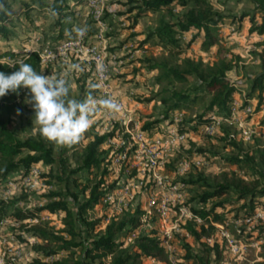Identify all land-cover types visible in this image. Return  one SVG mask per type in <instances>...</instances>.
Here are the masks:
<instances>
[{"label": "rangeland", "instance_id": "374dc122", "mask_svg": "<svg viewBox=\"0 0 264 264\" xmlns=\"http://www.w3.org/2000/svg\"><path fill=\"white\" fill-rule=\"evenodd\" d=\"M141 1L97 0L102 18L97 21L88 0H69L70 14L67 21L63 20L60 24L55 23L53 15L45 6L32 4L29 14L24 15L21 3L28 0H4V4L0 5V11L8 17L7 27L10 31L7 39L0 36V63L11 65L31 52H37L41 57L40 73L64 78L70 85L72 98L84 100L91 94L97 100L111 98L119 105V110L112 113L102 105L98 106V111L91 116L90 127L79 141L71 145L55 144L53 151L56 162L51 166L39 164L36 175L30 172L22 177L15 173L0 181V264H35V260L52 264L56 259L66 256V253H60L54 257H44L35 253L32 245L37 241L24 230L18 229L19 223L13 219L15 209L35 211L48 203L51 193L77 192L81 187L92 186L100 179L105 182L101 188L107 189L116 181V189L112 193L113 204L108 208L101 202L86 212L88 221H99L92 232L94 234L112 219L120 218L128 211L131 213L135 208L144 213L147 198L154 190L156 176L162 179L164 193L175 187V194L180 195V198L171 200L170 216L166 222L168 236L160 232L156 217H141V225L127 236L125 245L134 242L140 233L155 230L163 239L164 255L143 259L142 264H186L182 243H188L193 253L203 249L202 242H196L181 229L184 221L192 218L190 208L199 207L197 201L192 199L203 192L200 185L205 180L212 184L219 183L224 172L233 171L240 175V171L227 158L238 148L248 151L255 144V139H260L264 145V125L261 124L264 118V91L259 113L254 112L258 103L256 94L250 98L248 108L239 110L243 93L248 92L250 82L263 70L264 52L259 44L264 36L249 33L247 19L238 24L230 18L243 11H251L252 6L248 1L207 0L226 17L216 31L218 43L206 48L202 45L201 36L195 38V32H189L181 38L178 56L200 61L205 67L219 57L232 59L233 67L226 75L242 92L233 96L231 118L206 124L207 129L195 127L172 146H152L150 142L156 139L155 134L174 127L170 125L171 122L193 118L203 110L210 94L201 88L192 94L197 98L188 108L172 112L169 119L158 125V132L150 135L151 139L146 140L147 144L143 148L137 150L133 143L127 144V159L121 165L113 163L116 145L120 140L128 142L125 135L138 131L143 123L163 117L165 106L161 99L168 97L170 90L193 89L198 84L194 78H188L184 83L167 84V81H163L156 84L159 71H152L149 67L173 60L155 38L148 39L147 35L157 25L159 17L165 15L168 19L170 16H167L166 11H149L132 26L137 10L129 13L128 9L138 6ZM179 13L178 8L172 11L173 15ZM77 28L85 29L83 36L77 34ZM7 52L14 57L1 56ZM74 64L79 65V68H72ZM28 96V90L25 89L17 100V108L11 118V127L21 139L42 137L35 124L34 110L26 103ZM17 109L20 110L19 115ZM113 131L117 136L108 144L114 148L110 151L107 144L101 147L103 160L99 167L89 174L85 171L72 173L80 163L85 146L93 137ZM233 142L242 144L234 146ZM25 155L26 152L20 156ZM23 195L24 198L20 200ZM66 199L75 211L70 198ZM212 201L215 200L209 201L206 209ZM1 202L8 203L1 205ZM258 209L264 211V198L260 200ZM36 218L57 230L63 228V213L40 212ZM35 222L27 220L23 223ZM214 229L209 239L202 240L208 245H211L212 238L220 236L219 229ZM226 230L241 244V250L231 253L226 247L219 264H264V215L253 228L244 229L245 233L239 236L232 223ZM19 236L24 241L19 240ZM102 261L107 264L109 258Z\"/></svg>", "mask_w": 264, "mask_h": 264}, {"label": "trees", "instance_id": "16d2710c", "mask_svg": "<svg viewBox=\"0 0 264 264\" xmlns=\"http://www.w3.org/2000/svg\"><path fill=\"white\" fill-rule=\"evenodd\" d=\"M246 1L252 6V10L232 16L231 20L242 24L247 19L250 24L249 33L264 36V0ZM3 4L4 0H0V5ZM32 4L45 6L53 15L56 24H60L63 20L67 21L70 14L69 0H50L49 3L46 0H28V2L21 3L24 15L29 14ZM175 8H178L180 12L177 15L172 14ZM134 10H137V13L132 26H135L138 18L149 11H166L167 16H170L168 19L165 15L159 17L157 25L147 35L148 39L155 38L173 60H166L149 67L152 71H159L156 84H161L163 81H167V84L184 83L188 78H194L198 83L193 89L170 90L168 97L161 99L165 106L163 117L143 123L139 131L147 136L157 133L158 125L169 119L172 112L177 113L178 110L188 108L189 104L197 98L192 94L201 88L210 94V99L203 110L193 118L181 119L177 123L171 122L170 125L175 127L177 133L186 134L195 127L210 123L213 119L228 121L231 118L233 96L242 92L226 75L233 67L232 59L219 57L210 66L205 67L200 61L178 56L181 38L189 32H195V38L201 36L202 45L206 48L216 45L218 43L216 31L226 17L207 0H143L138 6L128 9V12L131 13ZM7 18L0 11V36L5 39L10 36ZM259 46L264 52V39ZM1 56L14 57L10 52L3 53ZM21 60L31 64L37 72H41V60L37 52H31ZM17 62L13 61L11 64L13 66L0 63V71L6 74L16 71ZM262 68L260 75L250 82L248 92L243 93L240 111L249 107L250 98L256 94L258 103L254 112H260L264 91V60ZM24 90L20 89L18 93L9 92L4 97H0V181L6 180L15 173L23 177L39 164L51 166L56 162L53 151L54 142L44 140L42 137L21 139L11 127V118L17 108V100ZM261 124L264 125V118ZM116 136L114 131L95 135L85 146L80 163L72 173L85 171L89 174L90 171L98 168L103 160L101 147L107 144L111 151L114 146H110L108 141L115 139ZM125 136L128 142L123 143L121 151L131 143L130 136ZM255 141L248 151L238 148L227 158V161L240 171V175L233 171L224 172L221 174L220 182L216 184L205 180L200 185L203 192L192 199L197 201L199 207L190 208L192 218L186 219L181 229L185 235L196 242H202L203 249L198 253H193L188 243H182L183 260L187 262L186 264H219L223 260L225 242L216 237L212 238L211 245H208L202 240L211 237V232L215 230L214 224L225 225L241 220L258 209L260 200L264 198V145L260 143V139H255ZM241 144L233 142L234 146H241ZM24 152L26 155L21 157L20 155ZM74 183L78 188L75 180ZM104 184V180L100 179L92 186L81 187L77 192L51 193L48 203L35 211L15 209L13 219L19 223L18 229L24 230L37 241L32 245V250L44 257L66 253V256L56 259L52 264H94L96 261L98 264H104L102 260L105 258H109L107 264H142L143 259L163 256V239L155 230L142 232L134 242L125 245L127 236L141 225L143 212L139 208H135L131 213L128 211L120 218L112 219L102 230L92 234L99 221H88L85 217L86 212L100 204L108 194L116 189V181L107 189L101 188ZM22 198L24 195L20 197V200ZM66 198H70L75 211ZM211 200L215 201H212L210 207L206 209V204ZM7 203L1 202V205ZM105 204L108 208L111 206V203ZM40 212L63 213L61 220L63 228L57 230L47 223L37 221L36 214ZM195 217L200 219V223L196 222ZM27 220L36 222L24 224L23 222ZM242 233H245L244 228H242ZM18 238L24 241L22 237ZM35 264L44 263L35 260Z\"/></svg>", "mask_w": 264, "mask_h": 264}, {"label": "clouds", "instance_id": "9594fccd", "mask_svg": "<svg viewBox=\"0 0 264 264\" xmlns=\"http://www.w3.org/2000/svg\"><path fill=\"white\" fill-rule=\"evenodd\" d=\"M76 32L83 36L85 29L77 28ZM17 64L18 69L9 74L0 71V97L27 89L29 96L26 103L34 110L35 124L41 136L50 142L71 145L79 141L100 105L109 113L119 110V105L111 98L97 100L91 94L84 100L72 98L70 85L64 78L37 72L24 60ZM71 67L78 69L79 65ZM19 112L17 109L18 115Z\"/></svg>", "mask_w": 264, "mask_h": 264}, {"label": "built area", "instance_id": "2783aa9c", "mask_svg": "<svg viewBox=\"0 0 264 264\" xmlns=\"http://www.w3.org/2000/svg\"><path fill=\"white\" fill-rule=\"evenodd\" d=\"M88 4H90L91 7L93 8L95 19L97 21L101 20L102 19L100 17L101 11L98 9L97 0H88ZM109 12H111V10ZM101 25L103 26V23H101ZM232 110H234V107H232L231 111ZM214 122L219 123L221 121L218 119H213L210 123L213 124ZM207 126L209 127L210 125ZM203 128L207 129L206 125H204ZM128 135L130 136L131 143H133V145H136L137 150L140 149L141 147L143 148L145 144H147L146 140L151 139V136L149 138V136L145 135L144 133H141L139 130L133 133H128ZM155 136L156 139L151 140L150 144L154 147H161V148L172 146L176 141L181 140L183 138V134L177 133L175 127H172L168 131H162V133L159 132L155 134ZM111 140H109L108 143H110ZM122 145L123 142H121L120 140L118 145H116L117 148L114 151L116 152V154H114V157L112 158L113 163L117 165H121V163L127 159L126 150L125 149L122 151L120 150ZM31 170L29 171V173L31 172L34 175L37 174V167ZM154 185H155L154 190L150 193V195L147 198V203L145 207L146 209L142 217L144 218L156 217L159 222L160 232L164 233L165 236H168L169 228L166 222L168 221V218L170 216L171 200L172 198H180V195L175 194L174 191L176 189L175 187H171L169 191H167V193H164L163 192L164 184L162 182V179L158 176H156L154 179ZM112 193L114 192L108 194V196L102 202L113 204ZM263 215H264V211L256 209L251 215L244 217L241 220L230 222L225 225L214 224L213 226L219 229L220 231L219 238L225 242L227 249L231 253H234L235 251L238 252L241 250V244L236 241L233 234L228 233V231L226 230L227 226H229V224L232 223L233 227L235 228V233L239 236L242 234V230H241L242 228L250 230V228H253L254 225L263 218ZM194 219L196 220L197 223H200L199 218L195 217Z\"/></svg>", "mask_w": 264, "mask_h": 264}]
</instances>
